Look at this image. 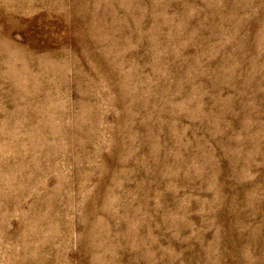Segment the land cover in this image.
<instances>
[{
    "label": "rangeland",
    "instance_id": "obj_1",
    "mask_svg": "<svg viewBox=\"0 0 264 264\" xmlns=\"http://www.w3.org/2000/svg\"><path fill=\"white\" fill-rule=\"evenodd\" d=\"M0 264H264V0H0Z\"/></svg>",
    "mask_w": 264,
    "mask_h": 264
}]
</instances>
